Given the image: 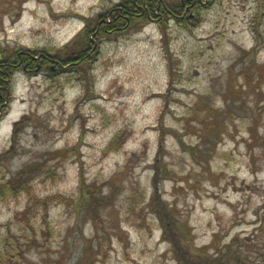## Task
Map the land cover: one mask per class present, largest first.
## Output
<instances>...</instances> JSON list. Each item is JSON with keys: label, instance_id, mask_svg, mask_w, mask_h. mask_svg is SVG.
<instances>
[{"label": "rangeland", "instance_id": "374dc122", "mask_svg": "<svg viewBox=\"0 0 264 264\" xmlns=\"http://www.w3.org/2000/svg\"><path fill=\"white\" fill-rule=\"evenodd\" d=\"M122 1L0 0V60L77 54ZM193 13L100 37L77 69L14 72L1 261L264 264V0Z\"/></svg>", "mask_w": 264, "mask_h": 264}, {"label": "trees", "instance_id": "16d2710c", "mask_svg": "<svg viewBox=\"0 0 264 264\" xmlns=\"http://www.w3.org/2000/svg\"><path fill=\"white\" fill-rule=\"evenodd\" d=\"M209 2L210 0H175L169 2L165 0H123L118 4H113L97 16L94 24L95 29L90 28L91 20H88L85 30L72 40V44L78 42L82 45L81 51L77 54H68L67 57H64L61 54L50 56L42 52L31 54L27 51L13 55L12 58L0 60V107H3L0 110V118L12 100L9 95L12 88V78L19 67L27 71L31 70L32 67L37 70L51 64L54 69L67 66L73 69L80 68L91 62L94 56L93 52L98 49L100 37L123 34L131 29L138 30L155 20L166 22L172 19L180 23L191 24L194 18L193 9L203 5L207 6ZM89 32L91 35H88ZM36 56H38L37 62H35ZM50 70L52 71L51 67ZM164 211V209L160 210V213L167 215ZM0 263L6 264V261L0 260Z\"/></svg>", "mask_w": 264, "mask_h": 264}]
</instances>
